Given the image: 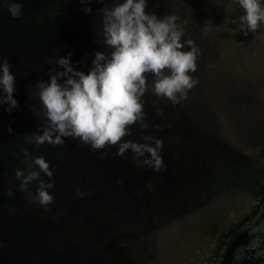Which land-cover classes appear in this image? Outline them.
Returning <instances> with one entry per match:
<instances>
[{
    "label": "rangeland",
    "instance_id": "1",
    "mask_svg": "<svg viewBox=\"0 0 264 264\" xmlns=\"http://www.w3.org/2000/svg\"><path fill=\"white\" fill-rule=\"evenodd\" d=\"M25 6L18 21L26 19L58 48L100 39L96 0L91 14L79 0ZM145 11L180 18L184 39L200 50L192 74L199 83L182 104L189 119L183 178L176 171L170 186L150 199L152 214L140 223L145 227L135 232L136 241H123L107 264H258L249 254H264V184L253 190L233 172L264 173V24L244 35L243 9L230 0H148ZM14 20L7 15L5 23ZM77 58L87 66L94 54L74 50Z\"/></svg>",
    "mask_w": 264,
    "mask_h": 264
},
{
    "label": "trees",
    "instance_id": "2",
    "mask_svg": "<svg viewBox=\"0 0 264 264\" xmlns=\"http://www.w3.org/2000/svg\"><path fill=\"white\" fill-rule=\"evenodd\" d=\"M20 2L24 9L25 3L37 0ZM7 15L0 7V59H8L15 75L14 98L19 109L9 113L0 106V264H107L122 251L123 241H136L135 232L145 227L140 223L152 214L150 199L170 186L176 171L183 178L187 113L182 105L173 106L150 92L143 98L148 128L141 131L134 126L126 139L140 141L147 134L162 139L165 168L159 172L135 167L132 154L116 156L115 147L93 151L70 138L59 146L25 143L24 135L36 131L42 119L31 111L41 107L34 85L38 79H48V69L56 66L57 56L74 50L93 55L107 49L100 39L78 42L76 47L69 41L58 48L54 39L45 41L42 31L30 27L24 18L8 25ZM9 125L12 134L6 131ZM21 145L50 163L55 188L49 190L54 202L48 211L27 203L18 181H12L15 169L23 167ZM233 173L246 187L258 189L264 181L258 168ZM9 182L16 184L11 197L6 195ZM29 187L34 192L35 182ZM13 207L19 211L9 212Z\"/></svg>",
    "mask_w": 264,
    "mask_h": 264
},
{
    "label": "clouds",
    "instance_id": "3",
    "mask_svg": "<svg viewBox=\"0 0 264 264\" xmlns=\"http://www.w3.org/2000/svg\"><path fill=\"white\" fill-rule=\"evenodd\" d=\"M230 2L243 9L240 21L244 35L264 24V0ZM79 3L85 13H92V0ZM96 3L102 5L97 10L99 42L108 51L94 52L87 73L74 67L71 51L57 56L56 66L48 69V79H38L34 85L41 107L38 111L30 108L35 117L42 119L36 131L24 135V141L35 146L45 143L59 146L70 138L93 151L115 147V155L121 158L130 152L135 167L162 171L165 168L162 139L153 134L143 135L140 141L126 137L132 135L134 126L138 125L141 131L148 128L143 98L149 92L173 106L183 104L199 83L192 75L197 71L199 47L192 39H184L178 16L158 18L155 13L146 12L148 0H96ZM0 7L13 19L23 15L20 0H0ZM10 69L8 59H0V106L9 113L19 109L14 98L15 75ZM157 114L163 116V110L157 108ZM6 131L13 133L10 125ZM20 152L23 167L15 169L12 181H18V190L27 203L38 204L48 211L54 202L49 190L55 188L50 163L23 145ZM33 182L34 192L29 187ZM14 190L16 184L9 182L6 195L13 196ZM18 211L9 208V212Z\"/></svg>",
    "mask_w": 264,
    "mask_h": 264
},
{
    "label": "flooded vegetation",
    "instance_id": "4",
    "mask_svg": "<svg viewBox=\"0 0 264 264\" xmlns=\"http://www.w3.org/2000/svg\"><path fill=\"white\" fill-rule=\"evenodd\" d=\"M263 179H264V177H263ZM264 184V181L261 183V185H260V187H262V185ZM259 187V188H260ZM252 188V187H251ZM258 188V189H259ZM253 190H256V189H254V188H252ZM257 230L259 231V232H261V230H262V228L260 227V228H257ZM251 245H253L255 248H256V246H257V242L256 243H253V244H251ZM251 245L250 246H248L247 247V249H251ZM249 252V251H248ZM247 252V253H248ZM249 254V253H248ZM249 256H250V258H255V261L257 260V262H258V264H264V262L263 263H260V260H263L264 259V254H260V252H258V251H255V253L253 254V255H251V254H249Z\"/></svg>",
    "mask_w": 264,
    "mask_h": 264
},
{
    "label": "water",
    "instance_id": "5",
    "mask_svg": "<svg viewBox=\"0 0 264 264\" xmlns=\"http://www.w3.org/2000/svg\"><path fill=\"white\" fill-rule=\"evenodd\" d=\"M70 59L73 62V64H77V66H78V67L76 66L77 69L84 70V69L87 68L86 64L84 63V61L82 59H78V58L74 59V53H73V55L71 56ZM81 61H82V63H76V62H81ZM85 73H87V72L85 71Z\"/></svg>",
    "mask_w": 264,
    "mask_h": 264
}]
</instances>
